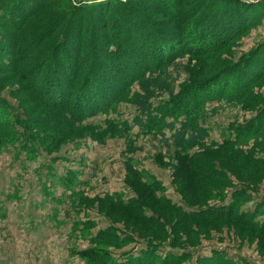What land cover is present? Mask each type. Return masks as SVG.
<instances>
[{
    "label": "rangeland",
    "instance_id": "1",
    "mask_svg": "<svg viewBox=\"0 0 264 264\" xmlns=\"http://www.w3.org/2000/svg\"><path fill=\"white\" fill-rule=\"evenodd\" d=\"M32 1L0 0V128L10 121L17 133L9 138L0 130V264H85L84 255L92 259L89 264H132L134 257H144L142 264H153L156 256L161 260L170 254H189L181 264H201L200 259L264 264V164L256 160H264V134L258 141L244 142L240 139L244 131L238 132L257 118L260 108L251 106L264 98V76L253 85L250 107L208 103V116L197 121L198 132L203 131L201 145L188 150L176 146L172 136L181 122L163 135L145 133L136 122L140 109L129 101H122L108 115L100 113L75 123L40 101L28 72L40 51L57 44L55 40L60 41L71 24L67 43L72 49L75 45L78 58L79 43L89 39L92 24L91 16L83 17L72 8L100 0H47L34 7ZM134 1L149 20L184 33L182 52L165 75L175 93L185 81L200 83L219 69L240 64L264 41L263 15L226 46L195 56L189 48L203 39L199 18L211 0ZM164 1L168 8L175 5L173 11L183 15L182 22L162 14ZM28 6L31 15L20 22V7ZM96 12L94 20L104 19L100 10ZM83 80L79 87L86 77ZM159 96L164 99H153L155 107L170 100L167 92ZM165 118L173 121L168 115ZM106 119L118 127L127 124L130 130L125 136L105 135L99 129L107 128ZM28 135L37 138L26 150ZM144 187L176 209L150 201ZM139 198L142 213L119 204ZM234 205L236 215L253 220V227L233 218L183 217L227 211Z\"/></svg>",
    "mask_w": 264,
    "mask_h": 264
},
{
    "label": "trees",
    "instance_id": "2",
    "mask_svg": "<svg viewBox=\"0 0 264 264\" xmlns=\"http://www.w3.org/2000/svg\"><path fill=\"white\" fill-rule=\"evenodd\" d=\"M18 1L13 0V3L18 4ZM46 3L47 0H40L39 2L34 0L30 3V6H42ZM136 4L138 6L139 2L134 0L129 2L100 0L97 4H91L89 7L73 6L72 10L81 11L83 17L84 15L91 16L90 23L93 25H90L89 28V39L84 43H79L80 56L77 58L76 53H74L75 45L72 49L73 47L68 46L69 42L67 43V39L71 35V24L60 41H58V38L55 40L58 42L57 44L55 43L52 47L47 45L43 51H40L38 58L30 66L28 80L31 86H34L40 101L50 106L49 108L64 114L69 121L80 123L79 121L94 118L100 113L108 115L107 113L111 109H116L122 101H129L138 105L140 115L136 117V122L144 128L145 133L151 132L163 135L166 129H172L175 124L181 122V129L172 130L176 146L181 145V149L188 150L196 145H201L200 138L203 131L199 129L200 132H198L197 121L208 116V103L218 101L221 104L226 102L227 104L250 107L248 103L252 101L253 85L259 78L264 76V41L249 52L240 64H235L226 69H219L200 83L189 82L188 84V81H185L181 84L183 88L175 93L171 89L172 80L166 79L165 75L172 67L171 65L176 57L182 52V46L185 44L183 41L186 40L183 37L184 33L177 28L166 30V25L149 20L141 9L135 7ZM162 5H166V12L162 14L176 18L177 21H183V15H178L173 11L175 5L171 4L172 7L168 8L165 1ZM116 7L120 9L117 10ZM205 7L206 10L199 18L198 25L200 35L202 34L200 37H203L202 40H197V45H200V48H196L197 45L194 46L193 43L191 46L189 45L190 53L195 56L214 52L226 46L231 39H234L232 37L236 38V36L245 32L248 27L258 22L264 15V3L262 2L211 0V3ZM23 8L20 7L23 10L22 17L20 15V22L31 15L30 11L28 12L29 6ZM99 10L104 19L94 20L93 18L98 14L96 11ZM161 11L163 12V10ZM120 23H124V26L120 27ZM202 24H204L203 27H201ZM116 26L119 29L117 28L114 31ZM50 28L48 25V29ZM38 29L42 31L43 28L38 27ZM109 33H113L114 36L109 37L107 35ZM66 43L67 47L65 46ZM17 44L16 46H18ZM17 67L19 69V66ZM85 77L84 84L79 87ZM36 78L40 79L39 86H35ZM165 92L170 96V100L161 101L155 107L153 101L156 98L164 99L163 97L160 98L159 95ZM1 107L0 105V110ZM251 107L260 108V110L257 118H254L246 127L238 129V132L244 131L245 133L240 138L244 142L250 139L258 141L260 136L264 134V98ZM167 115L173 121L169 122L165 118ZM106 120L107 128L99 129L105 135L111 137L125 136L130 130L127 124L118 127L112 119ZM22 124L25 130H29L26 124ZM96 126L98 125H86L90 129L97 128ZM0 130L6 133L9 138L17 134L14 125L10 121H6ZM33 138H37V136L31 137L28 135L23 148L29 149L28 143L33 142ZM31 147L34 150L35 147ZM29 154L32 156L30 151ZM256 160L264 164V160ZM144 191L150 201L155 203L159 201L149 187H144ZM242 198L243 194L238 196L236 200L239 202ZM162 200L164 201L159 202L168 206V208L176 209L170 205L169 200ZM139 201L140 198L132 199L126 205H122V202H119V204L128 209L134 206L142 213L143 210L140 208L143 205ZM144 217L149 220L146 216ZM183 217L188 220L202 221L233 218L252 227L255 225V222L247 219L246 216H237L235 205L227 211L219 210L198 215L183 214ZM109 238L118 240L112 238V236H109ZM147 255L149 256V253ZM170 255V258L165 257L161 260L156 256L153 264H157V262L160 264H181L190 257L189 254L180 257ZM87 256L84 255L85 264H89L92 260ZM94 258L97 260L103 259L102 262L106 260L105 256H94ZM144 259V257H134L132 258V264H142ZM199 262L201 264H225L224 261L219 259H213L212 262L210 259H200Z\"/></svg>",
    "mask_w": 264,
    "mask_h": 264
}]
</instances>
